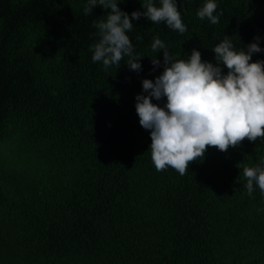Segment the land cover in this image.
<instances>
[{"label":"trees","instance_id":"obj_1","mask_svg":"<svg viewBox=\"0 0 264 264\" xmlns=\"http://www.w3.org/2000/svg\"><path fill=\"white\" fill-rule=\"evenodd\" d=\"M203 3L178 0L184 33L134 20L145 55L135 71L93 62L102 6L85 15V0H0V264H264V193L250 195L243 175L264 138L209 146L183 175L157 171L135 107L142 79L163 71L155 36L177 58L195 47L213 63L226 36L264 47V0H218L217 24L197 16Z\"/></svg>","mask_w":264,"mask_h":264},{"label":"clouds","instance_id":"obj_2","mask_svg":"<svg viewBox=\"0 0 264 264\" xmlns=\"http://www.w3.org/2000/svg\"><path fill=\"white\" fill-rule=\"evenodd\" d=\"M121 2L85 0L83 8L85 15L97 5L108 10L106 17L93 21L99 39L90 45L93 62L105 69L119 68L122 61L131 70L142 69L145 55L135 50L128 34L141 16L156 24L163 21L179 33L187 31L178 0H159V4L141 0V9L131 13L119 6ZM217 9L218 0H204L197 16L217 24L223 14ZM260 40L257 36L238 49L226 36L211 47L217 61L213 63L202 59L195 47L186 59L177 58L163 39L153 37L151 63L154 69L162 64L163 71L154 79H142L135 107L140 125L150 130L149 147L157 171L172 167L183 175L190 162L204 158L209 146L226 152L245 138H264V59H252L253 54L264 52ZM161 50L162 61L156 55ZM164 98L163 105L153 102ZM243 175L250 195L256 187L264 193V158L245 166Z\"/></svg>","mask_w":264,"mask_h":264}]
</instances>
